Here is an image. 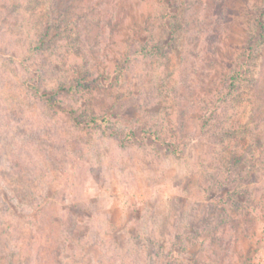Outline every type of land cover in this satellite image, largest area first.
Listing matches in <instances>:
<instances>
[{"label": "rangeland", "instance_id": "374dc122", "mask_svg": "<svg viewBox=\"0 0 264 264\" xmlns=\"http://www.w3.org/2000/svg\"><path fill=\"white\" fill-rule=\"evenodd\" d=\"M263 12L0 0V264H264Z\"/></svg>", "mask_w": 264, "mask_h": 264}, {"label": "trees", "instance_id": "16d2710c", "mask_svg": "<svg viewBox=\"0 0 264 264\" xmlns=\"http://www.w3.org/2000/svg\"><path fill=\"white\" fill-rule=\"evenodd\" d=\"M264 13V12H263ZM263 20L260 22H264V14L263 15H260ZM168 28V31L170 33H175L176 32V26L174 25V23H171L169 24V26H167ZM262 30L260 31V34H259V37L261 38L260 40L258 39H255V37L253 36L249 42L246 44V52H247V56L245 57V62L248 63V61H253L254 59H256L257 57V53L259 51V47L261 46L262 44V41L264 39V25L262 26L261 28ZM44 43V40L42 41ZM158 47V46H157ZM159 50H163V47H158ZM240 74V73H239ZM241 75H242V72H241ZM237 74L236 76H233V80H236L234 79L235 77L237 78ZM30 88L32 89L33 92H35L36 94H40L42 97H44L46 100H48L49 102L53 101L54 100V97L52 95H49L45 92H43L39 87H37L36 85H33V84H30L29 85ZM80 85H72L70 87H68L67 90H73V89H76L78 88ZM102 122V123H110V119L107 118V117H96V116H93V117H90V122ZM172 145H174L173 143H171ZM178 147V145H175L174 146V152L176 151V148Z\"/></svg>", "mask_w": 264, "mask_h": 264}]
</instances>
